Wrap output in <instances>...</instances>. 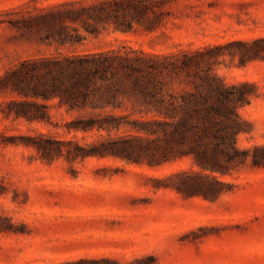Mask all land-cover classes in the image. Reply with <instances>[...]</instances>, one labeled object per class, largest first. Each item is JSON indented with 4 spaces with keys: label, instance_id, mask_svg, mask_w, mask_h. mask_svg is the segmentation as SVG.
<instances>
[{
    "label": "rangeland",
    "instance_id": "rangeland-1",
    "mask_svg": "<svg viewBox=\"0 0 264 264\" xmlns=\"http://www.w3.org/2000/svg\"><path fill=\"white\" fill-rule=\"evenodd\" d=\"M63 1L0 0V74L57 51L19 25L23 16ZM164 9L166 23L154 31L82 30L81 43L58 50L130 44L167 52L264 36V0H164ZM255 47L228 45L215 66L227 83H251L250 101L239 108L240 148L264 144V55L241 57ZM13 97L0 93V264H264V166L249 160L226 173L208 170L227 183L226 192L209 199L187 197L165 178L199 171L190 156L159 166L65 155L48 162L31 143L39 132L81 145L98 133L68 131L75 114L65 107H51V122L7 117L2 109Z\"/></svg>",
    "mask_w": 264,
    "mask_h": 264
},
{
    "label": "trees",
    "instance_id": "trees-1",
    "mask_svg": "<svg viewBox=\"0 0 264 264\" xmlns=\"http://www.w3.org/2000/svg\"><path fill=\"white\" fill-rule=\"evenodd\" d=\"M167 13L164 0H67L23 16L19 27L56 44L57 51L24 58L0 74V93L17 95L2 111L14 119L51 122V107H65L75 114L66 122L68 131L98 133L81 145L39 132L31 143L48 162L65 155L159 166L190 156L199 171L180 170L165 178L187 197L216 199L227 191V183L207 171L230 172L249 160L264 166V144L239 147L238 135L244 131L239 108L250 101L246 86L251 83H227L215 66L228 45L256 46L241 57H261L264 36L167 52L130 44L58 50L81 43L82 30L98 34L110 26L131 31L141 25L154 31L166 23Z\"/></svg>",
    "mask_w": 264,
    "mask_h": 264
}]
</instances>
